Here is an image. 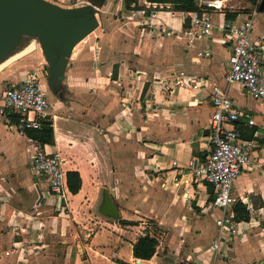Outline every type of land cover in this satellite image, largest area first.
<instances>
[{
    "label": "crops",
    "instance_id": "1",
    "mask_svg": "<svg viewBox=\"0 0 264 264\" xmlns=\"http://www.w3.org/2000/svg\"><path fill=\"white\" fill-rule=\"evenodd\" d=\"M257 15L252 39L263 34L264 9L258 8ZM215 18L212 33L193 46L181 38L175 59L179 62L167 71L169 78L181 71L186 84L173 87L171 93L157 85L151 89L149 80L170 84L165 77L151 78L147 71L151 67L142 70L135 66V59L128 61V53L118 49L121 46L103 57L91 53L92 45L83 50L86 36L72 48L60 75L51 71L37 43L32 52L0 70L4 83L23 79L29 70L37 72L54 138V143L42 147L58 151L64 172L76 170L81 179L74 194L66 180L58 196L38 185L29 169L37 144L16 132L9 115L0 109V178L5 189L0 221L12 222L22 212L24 222L16 231L21 238L12 239L14 228L0 234V264H264V138L257 139L249 165L233 183V195L249 210V219L235 221L233 231L218 230L214 219L220 211L209 200L212 187L191 181L185 168L192 158L201 159L209 150L208 84L225 85L229 47L219 28L222 17ZM22 37L0 61L31 40ZM197 47H207L213 54L199 58ZM4 89L0 87V104ZM227 92L255 122L248 126L241 117V135L251 137L254 128L264 135V99H252L237 83ZM172 160L178 165L173 166ZM5 185L10 186L8 190ZM106 194L115 205V215L102 211ZM18 202L21 209L16 208ZM46 204L50 208L55 204L56 212L41 215ZM35 219L44 225L40 231L30 226ZM121 219L133 222L122 224ZM145 230L157 239L155 252L149 259L135 258L132 243ZM48 231L62 244V254L53 251L45 257L39 238ZM33 235L38 237L34 246L20 251L12 246ZM213 243H217L215 249Z\"/></svg>",
    "mask_w": 264,
    "mask_h": 264
},
{
    "label": "built area",
    "instance_id": "2",
    "mask_svg": "<svg viewBox=\"0 0 264 264\" xmlns=\"http://www.w3.org/2000/svg\"><path fill=\"white\" fill-rule=\"evenodd\" d=\"M232 0H191L192 10H174L168 2L135 0L126 11L120 13L123 23H131L141 31H149L162 36L167 27L166 18L177 20L179 27L170 29L174 35L184 38L190 46L195 41L212 33L215 16H221L220 32L225 36L229 47L227 69L223 73L224 86L217 82L208 84V94L212 111L208 126V153L201 159L192 158L186 169L190 171L191 181L207 183L212 187L211 207L220 211L214 219L219 231H233V205L237 202L232 193L234 181L250 163L251 153L257 146L258 138H264L257 128L251 137H243L238 126L241 117L246 118L248 126L255 125L252 117L239 109L228 94V87L237 83L247 96L254 100L264 99V53L261 50L263 34L252 39L253 21L258 8L253 5L250 11H237ZM236 13L234 18H226V13ZM239 15L241 19L237 21ZM213 52L207 47H197L195 55L209 57ZM179 71L169 80L170 87L182 86L186 81ZM192 81V80H191ZM1 94L0 109L5 114L16 116L13 128L19 134L27 129H38L41 119L46 118L48 100L39 81L38 74L29 70L17 82H6ZM37 144V143H36ZM44 145V144H43ZM37 144L29 162V169L35 182L44 186L48 193L62 195L64 192L65 172L61 166L62 158L58 151L47 152ZM173 166L178 161H171ZM187 182V179H185ZM5 192L0 178V197ZM218 243V242H217ZM212 244V248L217 247Z\"/></svg>",
    "mask_w": 264,
    "mask_h": 264
},
{
    "label": "rangeland",
    "instance_id": "3",
    "mask_svg": "<svg viewBox=\"0 0 264 264\" xmlns=\"http://www.w3.org/2000/svg\"><path fill=\"white\" fill-rule=\"evenodd\" d=\"M48 1L66 8L87 6L89 4L94 5L95 7H92L91 10H88V13L91 16H95L99 21V24L97 26V29L96 28L93 29L94 32L92 30L89 34L86 35L83 41L84 44L82 49L89 50L90 48L89 46L92 45V47L90 48L91 53H93L94 55H97V53H99L100 56L103 57L104 54L106 55V53H108L111 49H115L118 46H121L123 47V49L122 48H118V49L119 51H124L128 53L127 56L129 57L128 61L132 62L133 59H135L134 60V62L136 63L135 66L138 67L140 65L139 67H141L142 70H146L149 67H151L149 69H151L152 71L147 70L150 72L151 78H154L155 76H160V78L165 77L169 82L170 86L172 85L171 80H169V72L167 71V69H169L171 66L179 62L178 59L177 60L175 59L177 57V54L180 52V47L182 45L181 37L174 35V33L171 32L170 30L177 27L178 24L177 20L167 18L168 28H165V31L162 33L163 38L160 39V36H157L152 32H149L147 30H145L144 32H140L138 29L132 30L131 23H126V24L123 23V20H121V16H120V13L126 11V9L123 7L122 4L123 0H105V2L99 6L93 4L89 0H48ZM231 4H233L235 9L237 11H240L241 13L250 11L253 8V4L248 0H232ZM259 8L264 9V0H260ZM241 17L242 15H239L237 21H239ZM23 38L25 39V41H27L28 38L31 37L23 36L22 39ZM171 55L173 59H171L172 58ZM4 81L5 80H1L0 78V87L6 86ZM147 83L150 84L149 87H151V89H154L155 86L153 85H157V88L160 86L162 91L167 93H171L173 89V87L164 86L161 83L153 84L151 80L147 81ZM0 176L2 177V175ZM9 187L6 186V190H8ZM55 195L58 196V194ZM17 204L18 205L16 206V208L21 209L20 202H18ZM48 205L49 204L45 205L41 215L48 216V214L52 215L56 212L55 204H53L52 208L48 207ZM33 208L34 207H32V209ZM23 212L26 213L24 209ZM32 212L35 213V209H33ZM214 213L217 214L218 213L217 210H214ZM22 214L23 213L20 212L19 217L15 218L12 222L11 221L5 222V220L0 221V234L5 231V228L6 229L14 228L12 229L11 232L12 239L21 238L19 234H16V231H19V228L23 225L22 223H24L21 220V217H23ZM30 226L33 227L35 231H40L41 230L40 228L44 227V225L42 227L36 219L30 224ZM46 226L48 228L49 227L51 228L50 222H48ZM13 231H15V233ZM39 239H42L40 240L39 245L40 247H42V245L44 246L43 249L45 250L44 251L45 257H47V254L52 255L53 251H55L57 255L59 253L62 254V244L57 241L58 238L56 237V235L50 234V232L48 231V235L46 234L43 237H40ZM37 242H38V237L36 235H33L28 238H25L22 244H18V245L12 244V246L18 247L19 248L18 251H20L21 249L23 250V248L26 249L29 246L31 247L34 246L35 243ZM0 245H1V241H0ZM18 255L19 258L17 259H20V254Z\"/></svg>",
    "mask_w": 264,
    "mask_h": 264
},
{
    "label": "water",
    "instance_id": "4",
    "mask_svg": "<svg viewBox=\"0 0 264 264\" xmlns=\"http://www.w3.org/2000/svg\"><path fill=\"white\" fill-rule=\"evenodd\" d=\"M92 7L66 8L48 0H0V58L20 36L31 37L25 47L0 61V70L32 52L37 43L51 71L60 75L74 45L98 26L97 18L88 13ZM102 211L116 214L108 194Z\"/></svg>",
    "mask_w": 264,
    "mask_h": 264
},
{
    "label": "trees",
    "instance_id": "5",
    "mask_svg": "<svg viewBox=\"0 0 264 264\" xmlns=\"http://www.w3.org/2000/svg\"><path fill=\"white\" fill-rule=\"evenodd\" d=\"M95 5H102L105 0H89ZM135 0H123L122 4L124 8H128L130 3L134 2ZM150 1H156V2H168L171 4L172 9L174 10H192L193 4L191 0H150ZM253 5H256L257 8H259V2L260 0H248ZM236 16V13H226V18H234ZM10 121L15 123L16 122V116L9 114ZM41 126L38 129H27L25 131V135H27L31 140L35 141L37 144L43 145V144H52L54 143L53 138V129L51 121L47 120L46 118L41 119L40 121ZM65 180H66V186L70 193L74 194L76 193L81 185V179L78 171L76 170H67L65 172ZM213 199L212 194L209 196V200L211 201ZM232 210L234 212L233 218L235 221H246L249 219V210L247 209L246 204L242 203L241 201H237L233 207ZM122 224H128L132 223L133 221H128L121 219L119 221ZM157 245V239L155 236L150 235L147 230H145L144 234L139 235L135 242L132 243V255L135 258H141V259H149L155 252ZM120 264H128L123 261H119Z\"/></svg>",
    "mask_w": 264,
    "mask_h": 264
},
{
    "label": "bare ground",
    "instance_id": "6",
    "mask_svg": "<svg viewBox=\"0 0 264 264\" xmlns=\"http://www.w3.org/2000/svg\"><path fill=\"white\" fill-rule=\"evenodd\" d=\"M84 37H85V36H84ZM84 37H83V38H84ZM83 38H82V39H83ZM82 39H81V40H82ZM81 40H80V41H81ZM78 42H79V41H78ZM78 42H77V43H78ZM77 43H76V44H77ZM76 44H75V45H76ZM75 45H74V46H75Z\"/></svg>",
    "mask_w": 264,
    "mask_h": 264
}]
</instances>
